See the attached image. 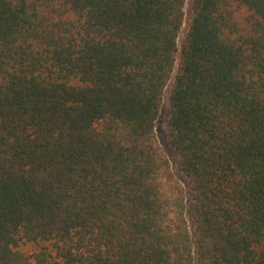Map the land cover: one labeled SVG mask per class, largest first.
Instances as JSON below:
<instances>
[{"label": "trees", "instance_id": "1", "mask_svg": "<svg viewBox=\"0 0 264 264\" xmlns=\"http://www.w3.org/2000/svg\"><path fill=\"white\" fill-rule=\"evenodd\" d=\"M187 2L0 0V264H264V0Z\"/></svg>", "mask_w": 264, "mask_h": 264}, {"label": "rangeland", "instance_id": "2", "mask_svg": "<svg viewBox=\"0 0 264 264\" xmlns=\"http://www.w3.org/2000/svg\"><path fill=\"white\" fill-rule=\"evenodd\" d=\"M191 3H192V0H188L186 4V23L184 25L183 31L180 36V40H179L180 43L188 29V17H189V10H190ZM43 9L45 10V13L47 12L48 15L56 16L55 13H52V9H48L45 7ZM231 10L234 11V20L238 26L239 32L242 33L247 28L248 19L250 18V12L247 8L238 6L236 4H232ZM68 17L71 19H74V16L71 14L68 15ZM169 114H170V107H169V102L166 98L163 103L159 119L157 121V128H156L157 138H158V142L161 148L163 149L164 153L167 155V157L170 160L174 175L185 187L186 194L189 199L191 198L192 194L188 186V180L186 176L178 169L176 165L175 152L169 144V132H168V127H167V121H168ZM23 250L27 253H31L36 250V247L35 245L29 244L27 246H24Z\"/></svg>", "mask_w": 264, "mask_h": 264}]
</instances>
